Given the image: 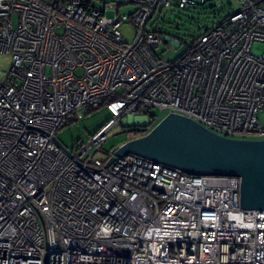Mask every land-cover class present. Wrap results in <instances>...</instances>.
I'll return each mask as SVG.
<instances>
[{"label": "built area", "instance_id": "2783aa9c", "mask_svg": "<svg viewBox=\"0 0 264 264\" xmlns=\"http://www.w3.org/2000/svg\"><path fill=\"white\" fill-rule=\"evenodd\" d=\"M234 1L166 60L148 23L195 0H0V55L11 59L0 71V264H264V210L240 207L239 177L190 175L117 148L97 155L116 125L134 139L170 113L264 140V0ZM100 107L110 117L86 142L60 143L65 123ZM125 116L142 125L126 130ZM236 210L250 217L233 223Z\"/></svg>", "mask_w": 264, "mask_h": 264}, {"label": "water", "instance_id": "95a60500", "mask_svg": "<svg viewBox=\"0 0 264 264\" xmlns=\"http://www.w3.org/2000/svg\"><path fill=\"white\" fill-rule=\"evenodd\" d=\"M114 154H134L190 175L239 177L240 207L264 210V140L226 138L170 113L146 135L122 143Z\"/></svg>", "mask_w": 264, "mask_h": 264}, {"label": "rangeland", "instance_id": "374dc122", "mask_svg": "<svg viewBox=\"0 0 264 264\" xmlns=\"http://www.w3.org/2000/svg\"><path fill=\"white\" fill-rule=\"evenodd\" d=\"M105 1L115 2L118 0ZM195 2L199 3V0H195ZM236 7L237 3L234 0H215L184 10L170 7L167 9L164 8L160 13L157 11L148 23L149 28L159 29L165 33L162 35L163 40L159 42L158 47L155 49L156 53L166 60H174L186 50L187 44L203 33L207 26L217 24ZM135 9L136 6L134 4L119 5V10L122 13H130ZM112 15L113 10H109L107 16L110 17ZM121 30L125 39L130 41L132 39V28L130 25H122ZM252 51L256 55H261L263 53V45L261 43H254ZM10 66V55H0L2 79L7 75ZM109 117V113L105 107H100L84 115L82 119L64 126L59 130L57 138L63 146L71 150L73 145L78 146L86 142L92 133L108 121ZM139 120L137 122H140ZM258 121L264 125V113L259 114ZM133 122L134 119L132 117L125 116L121 123L127 130L129 129L127 126H130V123ZM121 130L119 125H116L110 130L109 138L104 142L102 151L97 155L104 157L106 152L112 151L122 143L131 140L127 136V133L121 132Z\"/></svg>", "mask_w": 264, "mask_h": 264}, {"label": "trees", "instance_id": "16d2710c", "mask_svg": "<svg viewBox=\"0 0 264 264\" xmlns=\"http://www.w3.org/2000/svg\"><path fill=\"white\" fill-rule=\"evenodd\" d=\"M206 3V2H205ZM205 3H197V4H194V5H188V6H185V7H183V8H178V9H186V8H190V7H195V6H197V5H201V4H205ZM162 10L160 9V10H158V12L160 13ZM220 22V21H219ZM210 26H207L205 29H204V31H203V33L209 28ZM154 31H156V32H158V33H160L161 35H164L165 33H163L162 31H160L159 29H154ZM203 33H201L200 35H202ZM199 35V36H200ZM199 36L196 38V39H193L189 44H187L186 45V49L188 48H190L192 45H193V43L199 38ZM97 110V109H96ZM95 111V110H94ZM72 122H74V121H69V122H67V123H65L64 125H63V127L64 126H67V125H69V124H71ZM62 129V128H61Z\"/></svg>", "mask_w": 264, "mask_h": 264}, {"label": "bare ground", "instance_id": "6f19581e", "mask_svg": "<svg viewBox=\"0 0 264 264\" xmlns=\"http://www.w3.org/2000/svg\"><path fill=\"white\" fill-rule=\"evenodd\" d=\"M132 118L134 119V122L133 123H140V122H137L138 121V118H135V117H132ZM232 214L233 215L231 216V218L234 219L233 220V223H234V221L235 222H238V223H240L241 221H246V220H248V217H250V216H248L247 213L240 212L238 210H236L235 212H232Z\"/></svg>", "mask_w": 264, "mask_h": 264}]
</instances>
